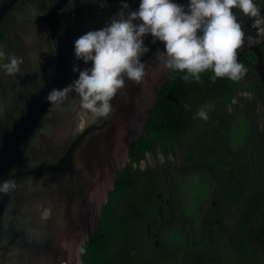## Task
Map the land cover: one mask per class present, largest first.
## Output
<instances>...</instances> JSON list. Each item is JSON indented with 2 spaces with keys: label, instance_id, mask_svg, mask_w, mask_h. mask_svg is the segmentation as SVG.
<instances>
[{
  "label": "water",
  "instance_id": "obj_1",
  "mask_svg": "<svg viewBox=\"0 0 264 264\" xmlns=\"http://www.w3.org/2000/svg\"><path fill=\"white\" fill-rule=\"evenodd\" d=\"M126 2L137 10L140 0ZM174 2L187 10L189 0ZM120 9V0H0V48L23 58L19 73L0 71V181L16 180L14 190L0 194V264H81V246L100 226L129 145L172 72L156 60L164 44L143 37L146 75L139 83L125 77L105 118L82 110L75 93L59 105L47 95L78 79L74 66L91 68V61L76 59L74 42L105 27ZM233 11L246 33L237 59L247 49L255 53L264 86V38L252 40V21Z\"/></svg>",
  "mask_w": 264,
  "mask_h": 264
},
{
  "label": "trees",
  "instance_id": "obj_2",
  "mask_svg": "<svg viewBox=\"0 0 264 264\" xmlns=\"http://www.w3.org/2000/svg\"><path fill=\"white\" fill-rule=\"evenodd\" d=\"M211 75V70L202 74L199 82L184 81L176 71L168 75L147 114L142 134L129 145V160L102 205L100 226L83 244L82 264H264V138L256 127V102L239 95L240 81L218 78L212 83ZM206 104L214 105L208 120L194 118ZM252 135L260 138L257 151L250 148L253 152L245 148ZM241 143L249 162L240 163L237 158ZM157 149L164 157L176 149L181 151L182 162L169 164V169L161 167L168 179L176 173L188 176V167L195 162L207 164L210 157L215 160L212 168L218 190L223 193L224 189L234 202L227 205L234 213L233 221L240 219L232 233L238 238L210 241L207 226L199 219L189 230V213L181 208L180 215L168 217V227L175 230H166L158 247L154 246L146 233V221L155 213L161 170L149 166L140 169L135 164L147 152L156 155ZM190 195L194 200L186 207L202 194ZM147 206L150 213L145 211Z\"/></svg>",
  "mask_w": 264,
  "mask_h": 264
},
{
  "label": "clouds",
  "instance_id": "obj_3",
  "mask_svg": "<svg viewBox=\"0 0 264 264\" xmlns=\"http://www.w3.org/2000/svg\"><path fill=\"white\" fill-rule=\"evenodd\" d=\"M120 2L121 9L105 27L75 40L76 59L85 64L91 61L92 66L84 70L74 66L78 79L63 89H52L47 95L51 105L63 103L72 92L79 97L82 110L97 119L107 117L112 99L125 87V77L139 83L146 75V64L140 58L149 51L143 42L148 34L153 43L164 44V51L155 54L164 68L180 72L184 81L197 82L211 70L212 83L218 78L237 82L247 73L237 59L246 33L234 9L252 21L256 29L252 40L264 38V15L254 0H189L187 10L174 0H140L137 10H129L126 0ZM22 63V57L0 48V71L4 74L19 73ZM213 109L212 104L203 105L194 118L207 121ZM15 188L14 178L0 181V194L8 195Z\"/></svg>",
  "mask_w": 264,
  "mask_h": 264
},
{
  "label": "flooded vegetation",
  "instance_id": "obj_4",
  "mask_svg": "<svg viewBox=\"0 0 264 264\" xmlns=\"http://www.w3.org/2000/svg\"><path fill=\"white\" fill-rule=\"evenodd\" d=\"M257 2L260 8L264 10V0H257ZM260 52L262 55L261 59L264 72V41L260 44ZM238 61L247 68L246 75L239 82L240 91L238 93L250 102H256L254 107L257 122L256 127L259 132L263 134L264 138V86L255 68L258 57L251 50L247 49L238 57ZM235 102L236 99L233 98L232 103ZM225 128L226 124H224V129ZM259 139L260 138L256 139V136L252 135L245 148L249 150H251L250 148H254L255 150L253 151H257ZM225 148H232V146H225ZM237 149L241 151L237 157L239 162L243 163L245 160L249 162L250 158L244 155L242 143L240 148L238 147ZM180 152V150L176 149L174 153H169L168 156L164 157L157 149L156 155L147 152L146 157L135 164V166L140 169L149 166L161 170V176H159L160 186L159 189L155 191L154 197L155 204L153 211L155 213L151 216L149 215L150 218L148 217L149 219L146 221V233L148 237L153 238L154 246L158 247L159 241H161L166 230H175L174 226L172 228L168 227V217H173L175 214L180 215L181 208H183L184 213H189V223L193 225L188 224V228H191L189 230L194 228L195 219H199L207 226L206 234L210 241H232L235 236L238 238V235H233L232 233H235L240 219L236 220L235 218V222L233 221L232 217H234V213L227 209V205L234 202L226 194L224 189L223 193L218 190L219 186L215 178L216 171L212 168L215 160L212 157L208 158L207 164L195 162L194 165L188 167V176L180 177L176 173L171 179H168V174L165 173L164 168L169 169V164L172 165L178 161L182 162ZM169 158H172V160ZM199 172L207 175L198 176L197 173ZM245 180L246 184L250 185L248 179L245 178ZM239 182H242V178H240ZM196 186L199 187L200 190H197ZM190 194H193L195 197L198 194L202 195L195 198L191 207H186L188 201L194 200ZM119 207H122V205H119ZM119 207L118 211H121ZM145 211L150 213V206H147ZM227 229L231 231L228 232ZM186 232H188V236L190 233L188 230ZM83 244L80 254L84 252Z\"/></svg>",
  "mask_w": 264,
  "mask_h": 264
},
{
  "label": "rangeland",
  "instance_id": "obj_5",
  "mask_svg": "<svg viewBox=\"0 0 264 264\" xmlns=\"http://www.w3.org/2000/svg\"><path fill=\"white\" fill-rule=\"evenodd\" d=\"M170 160H172V158H169ZM151 160V159H150ZM175 160V159H174Z\"/></svg>",
  "mask_w": 264,
  "mask_h": 264
}]
</instances>
